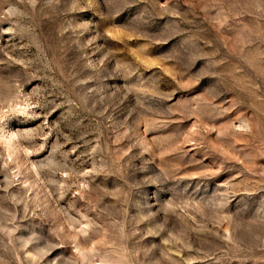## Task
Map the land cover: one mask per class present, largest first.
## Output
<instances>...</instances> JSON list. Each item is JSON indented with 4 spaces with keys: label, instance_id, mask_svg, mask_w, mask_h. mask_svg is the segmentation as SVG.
<instances>
[{
    "label": "rangeland",
    "instance_id": "1",
    "mask_svg": "<svg viewBox=\"0 0 264 264\" xmlns=\"http://www.w3.org/2000/svg\"><path fill=\"white\" fill-rule=\"evenodd\" d=\"M0 264H264V0H0Z\"/></svg>",
    "mask_w": 264,
    "mask_h": 264
}]
</instances>
